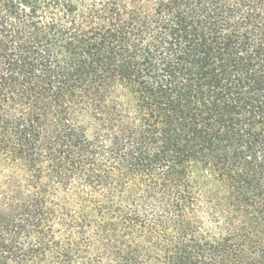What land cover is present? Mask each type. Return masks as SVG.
I'll return each instance as SVG.
<instances>
[{"label":"trees","instance_id":"16d2710c","mask_svg":"<svg viewBox=\"0 0 264 264\" xmlns=\"http://www.w3.org/2000/svg\"><path fill=\"white\" fill-rule=\"evenodd\" d=\"M0 264H264V0H0Z\"/></svg>","mask_w":264,"mask_h":264}]
</instances>
